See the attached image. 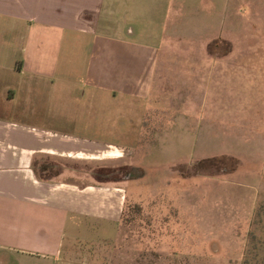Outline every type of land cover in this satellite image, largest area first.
<instances>
[{
  "label": "rangeland",
  "instance_id": "rangeland-1",
  "mask_svg": "<svg viewBox=\"0 0 264 264\" xmlns=\"http://www.w3.org/2000/svg\"><path fill=\"white\" fill-rule=\"evenodd\" d=\"M60 1L57 41L43 36L35 50L43 69L20 75L15 63L21 60V45L13 46L11 71L0 73L9 82L0 88V107L6 113L11 108L15 117L19 108L23 122L51 132L127 144L128 152L116 150L145 173V178L123 184L126 200L118 226L70 219L78 226L74 232L80 241L74 243L81 244L75 250L90 255V264H264V24L245 38L252 51L263 55L251 56L253 65L244 72L250 82L234 90L243 101L236 97L228 102L230 113L244 118L250 129L243 124L242 135L198 150L194 157L187 151L180 178L179 165L174 170L172 162L167 165L166 159L173 158L159 155L166 149L152 135L154 129L168 127L177 132L180 121L142 118L153 103L146 97L149 89L134 82V49H139L134 45V0H104L97 10L88 8L87 0L69 6ZM90 15L108 22L95 23ZM104 35L116 39L104 46ZM215 128L222 132V121ZM106 150L118 153L115 146ZM181 155L185 158V150ZM197 160L217 164L208 163L200 169L202 175H195L192 162Z\"/></svg>",
  "mask_w": 264,
  "mask_h": 264
},
{
  "label": "crops",
  "instance_id": "crops-1",
  "mask_svg": "<svg viewBox=\"0 0 264 264\" xmlns=\"http://www.w3.org/2000/svg\"><path fill=\"white\" fill-rule=\"evenodd\" d=\"M65 1L66 6L73 5V0L60 2ZM87 1L88 8L97 10L104 0ZM134 9V45L139 47L134 49L138 62L134 82L149 89L146 97L153 103L142 118L180 121L177 132L168 127L154 129L152 135L166 149L159 155L172 157L166 159L167 165L172 162L174 170L178 164L177 173L183 178L180 165L187 151L194 157L198 150L206 151L216 142L227 144L245 130L247 122L230 113L228 102L236 97L243 101L234 90L245 81L249 84L244 72L253 65L251 56L263 55L261 50L252 51L245 38L264 24V0H134ZM60 12L58 0H0V73L11 71L15 43L21 45L15 71L21 75L43 69L35 50L43 36L57 41L61 23L55 16ZM89 20L108 22L96 15ZM110 39L116 38L104 35L100 41L105 46ZM8 84L0 76V88ZM4 109L0 107V264H90V255L75 250L81 244L74 243L80 241L74 232L78 226L69 224L70 219L118 226L126 200L123 184L134 181L120 183L94 174L139 165L121 154L129 151L127 144L58 134L26 124L19 108L16 117L11 108H6L10 113ZM219 121L222 132L215 128ZM113 146L124 148L108 153L106 149ZM201 162L191 164L195 175H202L196 170Z\"/></svg>",
  "mask_w": 264,
  "mask_h": 264
},
{
  "label": "flooded vegetation",
  "instance_id": "flooded-vegetation-1",
  "mask_svg": "<svg viewBox=\"0 0 264 264\" xmlns=\"http://www.w3.org/2000/svg\"><path fill=\"white\" fill-rule=\"evenodd\" d=\"M95 176H97L99 179H108V180H120V183H123L125 181H134L139 180L143 176V172L140 168L135 167H127L124 165L122 167L114 168L113 171L106 172H99L95 173Z\"/></svg>",
  "mask_w": 264,
  "mask_h": 264
},
{
  "label": "trees",
  "instance_id": "trees-1",
  "mask_svg": "<svg viewBox=\"0 0 264 264\" xmlns=\"http://www.w3.org/2000/svg\"><path fill=\"white\" fill-rule=\"evenodd\" d=\"M208 163H211V165H216V164H217V162H216L215 160H206V161H202L201 163H199V164L197 165L196 170L199 172L200 169L202 168V166L207 165ZM214 163H215V164H214Z\"/></svg>",
  "mask_w": 264,
  "mask_h": 264
}]
</instances>
